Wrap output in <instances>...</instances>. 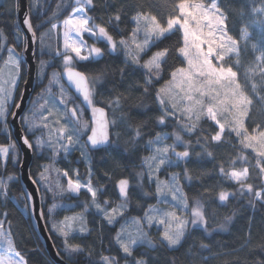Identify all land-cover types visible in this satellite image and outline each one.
I'll use <instances>...</instances> for the list:
<instances>
[{
    "label": "snow or ice",
    "instance_id": "obj_1",
    "mask_svg": "<svg viewBox=\"0 0 264 264\" xmlns=\"http://www.w3.org/2000/svg\"><path fill=\"white\" fill-rule=\"evenodd\" d=\"M40 4L47 3V8L41 7L36 13L44 16V19L33 24V13L36 12L37 3L33 0L29 4L28 10L23 17V25L31 35L33 43L39 41L42 45L45 37L52 34H58L62 37V49L57 48L50 52L52 60L62 57V71H53L48 79V84L38 93L43 103L33 100V107L29 112H25L20 117L21 129L27 132H34L41 128L46 130V136H36L30 140L28 135L22 136L23 144L28 149H35L43 152L44 149L51 151L50 159L55 162L56 158L64 154L66 157L72 151H79L80 158L88 162V179L82 182L78 169L72 170L69 175L67 169H56L58 173L67 178L66 187L59 181L55 187L48 182L47 173L52 170V164L40 165L43 170L38 173L36 179L32 178L29 172V180L37 185L36 191L41 192L42 186L47 197L48 192L53 193V199L62 196L65 193L79 194L82 189L90 195V201L84 202L83 212L72 216H66L63 220L52 224V229L60 236L64 237L63 251L65 256L61 260L73 259V253L83 251L80 245L69 244L67 237L74 230L80 233H87L90 229L87 227L85 213L90 208H94L96 213L101 215L108 225H114L124 219L128 211L130 200L129 191L132 185L128 178H121L117 181L121 202L114 207H108L110 201L105 199L103 202L98 200V193H102L104 186L95 187L91 179L92 169L89 158V146L95 149L98 146L118 143L113 141L110 134V126L115 127L120 122L126 123V116L121 114L118 119L109 120L105 109L97 107L94 103L95 83L100 79L96 76L90 79L86 71L77 69L76 64L80 62H92L96 58L103 57L106 50L95 45L89 46L84 40L85 34L97 40H103L107 44L109 54L122 50L125 56V66L131 65L135 71L142 69L145 72L143 94L149 95V88L154 83H159L167 75L169 78L164 84L155 90V101L157 108L161 113L157 117L158 125H165L166 121H175V128L172 133H157L154 138L149 139L146 144L151 149V155L142 157V166L147 169V178L149 183L155 182V197L157 204L169 203L170 209H161L155 205H149L144 211L143 217H132L130 220L121 224L117 230L114 240L119 247V251L125 258L133 257L134 247L147 245L149 248H155L157 242L151 239L146 229H151L153 225L162 227L159 233V243L166 244L169 248L179 246L186 234L191 228H202L206 233L208 229V219L205 213V203L200 199H194L189 204V197L183 190L180 183V174L172 173L168 179L161 180L159 173L168 167L177 166L179 163L186 162L192 155L190 148L191 141H185L182 133L196 136L195 144L202 149L197 156H207L214 158L213 152L208 151L211 144H221L226 137H234L240 146V154L230 160V166L226 170L223 164L219 166V174L227 181L235 183L238 187L236 191L221 190L218 193V199L221 202H227L230 197L251 196L253 199L247 203L254 205L256 201L264 203V125L255 124V127H248V121L252 120L251 112L253 107V97L249 95L248 87L250 85L252 93L262 102L264 108V95H260L258 89L264 90V3L259 7H251V13L257 17L251 21L259 29V44H252L254 51H260L261 54L255 57V66L245 69L243 75L245 83L241 82V73L236 69L241 67L240 42L248 41L250 33L248 25L241 27L240 37L237 39L229 30L230 15L237 12L240 17L245 15L243 8L233 9L226 0H175L170 13L165 20L158 18L153 14L146 0H131L130 3L121 4L108 17V23L116 32H122L119 28L122 17H128L129 22L133 24L128 36L121 35L116 39L109 31V26L96 23V17L89 15V12L96 8L94 0H54L55 6L52 7L53 0H39ZM223 5V6H222ZM20 8L19 0H16L15 11L18 13ZM70 9V11H69ZM50 12V15L46 13ZM67 13V15H64ZM130 14V15H129ZM63 15V19L60 17ZM55 21V22H54ZM49 25L50 27H45ZM40 29L45 31L40 32ZM39 33V35H38ZM179 34V39L171 45L158 48L152 51L159 43H162L171 35ZM15 36L17 44L7 45L8 37L0 29V49L6 50L7 58L3 60L4 68H0V128L4 134L10 137L9 115L13 118L17 112L11 111L13 105L8 103L13 98L14 89L20 79L21 68L24 59L21 52L16 51L18 45H22V51L27 52L28 37L21 34L19 22L15 25ZM151 52V55L148 53ZM142 56H148L141 62ZM180 59L182 63L179 66L168 65L169 57ZM233 57L236 59L233 60ZM41 77L46 73L44 68L49 62L41 60ZM167 65V67H166ZM7 69L5 74L4 69ZM259 74L260 82L257 84L253 77ZM124 70L121 69V75ZM66 77L67 83L71 85L76 93L82 97V101L77 103L79 97L71 95L69 89L65 87L62 78ZM42 82V81H41ZM53 86L58 88L53 92ZM120 97L115 101L109 102L119 107ZM83 104H87L91 110V119L84 117L85 109ZM19 109L20 104H15ZM147 107V105H143ZM38 121V123H37ZM207 122L208 127L203 125ZM253 123H255L253 121ZM215 129L214 132L204 135L208 128ZM142 133L139 127L135 131V137H141ZM86 137V140H82ZM170 137L173 143L168 144L165 141ZM183 145V151H177V146ZM135 147L132 151H135ZM245 150H251L252 156L245 154ZM127 151V150H126ZM11 152V161L14 164L21 165L15 142H9L7 145L0 144V161L5 164L8 162ZM242 167H236L237 164ZM138 182L142 184L145 173L136 174ZM75 177V178H73ZM183 178L191 183L193 177L189 174L187 168L184 169ZM256 180L257 183L249 182ZM7 180H13L8 176ZM208 190L205 189V193ZM0 195L8 198V184L0 178ZM152 195L144 193V196ZM17 203L24 200L21 212H27L29 216L35 214V204L31 192L25 193L22 197H10ZM60 205L53 203L48 212L52 213ZM188 211L190 219L182 214ZM7 217L8 213H0ZM40 217H44L43 210L40 211ZM233 219L232 216H226L224 223L218 225L225 229L227 224ZM9 227H5V219H0V242L6 244L7 255L0 256V264H27L24 256L16 251L14 240ZM74 225L78 227L74 229ZM201 247H208L201 245ZM60 255L59 252L56 253ZM146 255V254H143ZM100 260L102 264H120L117 256L102 255ZM92 264H97L93 261ZM133 264H148L147 259L134 258ZM264 264V262H261Z\"/></svg>",
    "mask_w": 264,
    "mask_h": 264
},
{
    "label": "trees",
    "instance_id": "obj_2",
    "mask_svg": "<svg viewBox=\"0 0 264 264\" xmlns=\"http://www.w3.org/2000/svg\"><path fill=\"white\" fill-rule=\"evenodd\" d=\"M28 1L29 4L33 2V0ZM130 2L131 0H94L96 8L89 12V15L96 17V23L109 26L110 33L116 39H119L121 35L127 37L133 27V24L129 22V18L122 17L119 28L124 31L116 32L109 25L108 17L121 4ZM141 2H145V0H141ZM146 2L151 5L148 10L156 14L158 18H163V22L170 13L175 0H146ZM36 3L37 9L32 16L34 25L39 20L45 18L36 13L41 7L47 8L49 6L47 3L40 4L39 0H36ZM226 3L233 9L238 10L242 7L245 12L243 17H240L237 12L230 15V34L239 39L241 27L248 25V28L251 29V21L257 19L251 13V7L261 6L264 0H226ZM15 5L16 0H0V29L8 37V46L17 44L15 25L18 19L17 12L14 10ZM54 6L53 0L52 7ZM50 14V12L46 13V15ZM64 15H67V13H64ZM63 18L62 15L60 19L62 20ZM45 27L50 26L46 25ZM19 29L21 30L20 26ZM43 31L45 29H40V32ZM21 34L24 36L22 30ZM87 38L90 43L93 42L89 37ZM178 39V33L171 35L162 43H159L156 48H153L152 51L174 44ZM95 44L97 47L106 50L105 55L96 58L92 62H80L76 64V67L81 71H86L90 79L96 76L100 77L95 83L94 103L102 105L108 110L109 120H111L110 118L113 119V117L118 119L121 114H124L126 116V123L120 122L115 127L110 126L111 139L113 141L117 140L116 134L119 133L118 143H112L108 147L98 150H91L89 148L93 173L91 179L95 187L104 186L105 190L102 193H98V200L100 202H103L105 199L109 200L110 203L108 206L120 200L116 187L119 179L128 178L132 187L129 191L130 204L128 211L125 213L124 219L116 224L108 225L93 208H90L85 213L87 227L90 231L87 233H76L67 237L69 244L80 245L83 248V251L73 253V259L70 261L78 264H92L95 261L97 264H102L100 260L101 256L109 255L119 257L120 264H124L126 261L133 263L134 258L147 259L148 264H261V262H264V203L256 201L254 205L248 204L247 201L253 199L251 196H244L242 198L230 197L227 202H221L218 199L219 191H236L238 187L235 183L224 179L219 174L218 169L221 164L224 165L226 170L229 168L230 160L240 154L241 149L239 144L233 135L226 137L225 141L221 144H211L208 146V151L213 152L214 158L197 156L196 153L202 152L201 147L195 144L196 136L201 134L199 132L195 135L182 133L185 141L192 142V147L189 149L192 155L186 162L179 163L173 168L168 167L167 171L178 172L180 174V183L183 185L184 192L189 197L190 205L194 199H200L205 203L209 231L206 233L202 228H191L190 226V230L182 243L173 248L159 243V234L150 231V238L157 242L155 248H149L147 245L136 246L134 247L133 257L128 258H125L119 251L114 236L120 224L129 217H143L144 211L148 206L157 203L154 195L155 183H149L147 172L141 162V158L147 157L151 151L146 142L154 138L161 131L172 133L178 129L175 128V121L173 120L166 121L165 125L157 124V117L161 113L155 101V90L163 85L164 81L169 77L165 75L164 79L160 80L159 83H154L149 88L150 94L145 96L143 94L144 70L137 69L134 71L131 65L125 66V56L122 50L109 54L105 41L97 40ZM44 45L43 53H41L42 45L38 41L37 64H40L39 62L44 60L49 62L50 65H47L46 71L52 68H57L56 71H61L62 68L58 57L53 61L52 55L49 54L53 50L61 47L59 38L55 34L45 37ZM22 48V45H18L16 51L22 52ZM240 48L242 64L247 66L248 63L255 59V55L243 40L240 42ZM6 54V50L0 49V62L5 59ZM148 55H151V52ZM147 58L148 56H142L141 62ZM181 63L182 61L180 59H174L171 56L167 61V64L172 66H179ZM121 69L124 70L123 75H121ZM25 77L26 68L25 64H23L21 68V79L16 90L15 102L20 98L19 96ZM49 78V76L47 77L45 75L43 82L37 81L36 89L26 112L33 105V100L38 99V93H41V90L48 84ZM256 78L257 84H259V75ZM258 91L260 95H264V90L258 89ZM117 97H120L119 107L115 104L110 105L109 102L115 101ZM253 101L251 112L252 120L248 121L250 130L252 127H255V124L264 125V108H262V102L256 95ZM143 105H147V107H143ZM84 114L89 119L88 112L85 111ZM203 126L208 127L207 122ZM138 127L142 133L141 137H135V131ZM24 129L28 138L34 140V134L28 133L26 127ZM214 131V128L209 127L208 132L203 134L208 135ZM10 132L11 135L9 137L0 128V144L7 145L11 140L13 141L14 137L11 127ZM133 147H135V151H132ZM178 149L183 151V145H178ZM33 152L34 157L30 172L32 177L36 179L40 171L39 166L41 163L46 162V158L45 156H39L35 149H33ZM245 154L249 157L252 156L251 150H245ZM70 157L72 159L71 162L64 157H59L58 163L61 169L67 168L69 164H74L79 169L81 178L86 180L87 168L83 160L79 158L76 152L70 153ZM236 167L239 168L242 165L238 163ZM185 168L188 169L189 174L193 177L191 183L183 178ZM142 171L145 173V176L141 184L138 182L139 178L136 174ZM167 171L163 169L159 173V176L165 177L168 174ZM8 176H12L13 180H7ZM0 178H3L8 184V198L0 195V213L7 212L8 215L6 218L0 215V219H5L6 228L9 227L8 222H11L10 231L13 236L16 251H19L24 256L27 264H55L34 230L29 214L27 212H21L20 210L25 201L21 199L17 203L10 198L12 196L20 198L24 195L20 181L19 165L14 164L11 158L6 164L0 161ZM249 182L257 183L254 179ZM205 189L208 190L207 193H205ZM145 192L151 193L152 195L144 196ZM56 199L70 203L72 206L56 208L55 212L50 214L48 212V206ZM90 199V195L86 191H81L78 195H62L55 199L52 198L51 194H48L47 202L43 204L46 225L62 257L65 256V252L62 250L65 238L58 235L51 228L50 220L51 218L57 219L66 212L83 209L84 202L90 201ZM226 216H232L233 219L227 224L225 229H221L218 225L225 222L224 218ZM201 245H207L208 247H201Z\"/></svg>",
    "mask_w": 264,
    "mask_h": 264
},
{
    "label": "water",
    "instance_id": "obj_3",
    "mask_svg": "<svg viewBox=\"0 0 264 264\" xmlns=\"http://www.w3.org/2000/svg\"><path fill=\"white\" fill-rule=\"evenodd\" d=\"M19 3H20V8H19V12L17 13V19L24 36L28 37L27 39L28 50L26 53L23 52V59L26 68V77L23 83L20 99L17 102V104H20V108L17 109L14 107L13 109L14 112H17V116L15 118L10 116L9 122L13 137L21 151V165H19L20 181L24 190V194L27 192L32 193L33 202L35 204V214L29 217L34 230L38 234L43 246L45 247L51 259L55 262V264H78L67 259L61 260L62 257L61 254L59 256L56 255V253L59 251L53 242V239L45 222V217L43 218L40 217V211L43 210V201H42L41 192H37L35 190L37 185L32 184L31 180H29L28 178L30 167L33 162L34 152L33 149L30 150L23 144L22 136L25 135L26 133L21 129L20 117L23 116L26 110L28 109L31 102V98L34 94L37 85L38 64L36 57L38 51V41L36 43L32 42L31 35L27 32L25 26L22 23L25 12L28 10L29 1L19 0ZM62 80L64 81L66 86L70 89V91L75 96L79 97L80 101H82V97L79 96V93H76L75 89L67 83L66 77H63ZM96 106L104 108L107 118L109 119L108 110L102 105L96 104ZM83 107L88 112V117L90 120L92 116L91 110L88 109L87 104H83ZM110 134H111V130H110ZM108 146L109 145H102V146H98L95 149L89 146V148L91 150H98V149L106 148Z\"/></svg>",
    "mask_w": 264,
    "mask_h": 264
},
{
    "label": "rangeland",
    "instance_id": "obj_4",
    "mask_svg": "<svg viewBox=\"0 0 264 264\" xmlns=\"http://www.w3.org/2000/svg\"><path fill=\"white\" fill-rule=\"evenodd\" d=\"M252 29H254V30H252ZM248 31H249V33H250V39L248 40V41H244L245 43H247L248 44V46H249V48L253 51V53H254V55H255V57L257 56V55H260L261 54V52L260 51H254L253 49H252V44H259V29L255 26V25H252L251 26V29L250 28H248ZM58 38H59V40H60V48L62 49V43H63V41H62V37L61 36H59L58 34H55ZM87 37H89L87 34H85V36H84V40L86 41V43L89 45V46H92V45H95V46H97L96 44H95V41H97V39H95V38H92V37H89L93 42H89V40H88V38ZM262 50H264V49H262ZM21 54H22V56H23V51L21 52ZM7 58V54H6V56H5V59ZM58 59H59V63L61 64V68H62V63H61V61H62V57H58ZM236 58L235 57H233V60H235ZM239 59L241 60V55H240V57H239ZM4 60V59H3ZM39 65L40 64H38V79L39 80H43L44 79V77H41V66L39 67ZM255 66V59L253 60V61H251L250 63H248V65L247 66H244L243 64H242V61H241V67H239V68H237L236 70L238 71V72H240L241 73V76H240V79H241V82L242 83H245V80H244V75H243V73H244V71H245V69L246 68H248V67H254ZM0 68H4V65H3V61L2 62H0ZM46 68H47V65L45 66V68H44V72L46 71ZM57 69L56 68H52L51 69V72H50V74L53 72V71H56ZM4 71H5V74L7 73V69L5 68L4 69ZM62 71V70H61ZM259 74H258V72H257V74L253 77V79L255 80V82L257 83V81H256V77L258 76ZM50 77V76H49ZM20 79H21V74H20ZM20 79L18 80V82H17V87L19 86V82H20ZM62 82L64 83V81L62 80ZM65 84V83H64ZM17 87L14 89V93H13V98L11 99V100H9L8 101V103L10 104V105H13L12 106V108H11V111H13V109H14V105L15 104H17V102L19 101V99H18V101L17 102H15V96H16V90H17ZM65 87H67L66 86V84H65ZM68 88V87H67ZM69 89V88H68ZM248 92H249V95H251L253 98L255 97V93H252V91H251V88H250V85H249V87H248ZM58 91V88L56 87V86H53V92H57ZM21 92H22V90H21ZM69 93L71 94V95H74L71 91H70V89H69ZM20 96H21V94H20ZM19 96V97H20ZM37 101H38V103H43V101H41L40 100V98L38 97V99H37ZM77 103H79V100L77 101ZM33 107V105H31V107H30V109ZM29 109V110H30ZM27 112H29V111H27ZM29 114H30V112H29ZM84 117L86 118V116H85V114H84ZM10 118V115H9V117H8V119ZM87 119V118H86ZM111 120H112V118H110ZM113 119H115L114 117H113ZM37 123H38V121H37ZM24 127H26V129H27V125H25ZM250 130V129H249ZM251 131V130H250ZM163 132H167V133H169L168 131H161L160 133H163ZM28 133H32V134H34L33 135V139L36 137V136H46V130H43V129H41V128H38V129H36L34 132H28ZM183 136V135H182ZM82 140H85V137H83L82 138ZM13 141L15 142V140L13 139ZM12 140L10 141V142H13ZM166 143H168V144H171V143H173V138L172 137H170L169 139H167L166 141H165ZM15 144H16V146H17V151H18V155H19V158H20V160H21V151H20V149H19V147H18V144L15 142ZM86 151L88 152V155H89V158H90V160H91V156H90V151H89V147H88V149H86ZM177 151H180L179 149H178V146H177ZM36 152H37V154L39 155V156H45V158H46V162H43V163H41V165H45V164H52L53 165V168H52V170H50L49 171V173H47V177H48V182H49V184L52 186V187H55V184H56V182L57 181H59V183L62 185V186H64V187H66V185H67V178L66 177H64L63 175H62V172H60V173H58L57 171H56V169H60V170H64V169H61V166H60V164L58 163V159H59V157H64L65 159H67V160H69V162H71V157H70V154L69 155H67L66 157L64 156V154L63 153H61V155L59 156V157H57L56 158V160H55V162H53L51 159H50V157H51V151L50 150H48V149H44L43 150V152H41V151H37L36 150ZM73 152H76V153H78V155H79V158H80V152L77 150V151H72L71 153H73ZM41 154V155H40ZM152 153H151V151H150V153H149V155L148 156H150ZM11 158V152H10V157H9V159ZM83 160V162H84V164H85V166H86V168H87V179L89 178L88 177V162L87 161H85L84 159H82ZM174 167H176V166H174ZM170 168H173V167H170ZM65 169H67L68 171H69V175H72L73 173H72V170L73 169H78L77 168V166L76 165H74V164H69L68 165V167L67 168H65ZM43 169L40 167V171H42ZM79 170V169H78ZM145 170H146V172H147V169H146V167H145ZM168 170V168H166V171ZM39 171V172H40ZM38 172V173H39ZM168 172V171H167ZM172 173H178V172H173V171H169L168 172V174L165 176V177H161V176H159V178L161 179V180H166V179H168V177H169V175L170 174H172ZM93 174V173H92ZM92 174H91V178H92ZM38 176V175H37ZM73 178H75V177H73ZM80 179H81V181L82 182H86L87 181V179L86 180H84V179H82L81 178V174H80ZM155 183V182H154ZM94 186V185H93ZM155 186H156V184H155ZM81 191H86V190H84V189H82ZM81 193V192H80ZM79 193V194H80ZM41 194H42V197L45 195V193H44V191H43V186H42V191H41ZM48 194H51V196H52V198H53V193L52 192H48L47 193V196H48ZM70 194H72V195H78V194H75V193H65V194H63V195H65V196H69ZM57 197H59V196H57ZM56 197V198H57ZM169 199V203H160V204H157V203H155V204H153V205H155V206H157V207H159V208H161V209H170L171 208V199H170V197L168 198ZM47 202V197L45 198V199H43V204L44 203H46ZM121 202V198H120V200L119 201H116V202H114L113 203V205H111V206H108L109 208L110 207H114L116 204H118V203H120ZM53 203H56V204H58V205H60V207H58V208H63V207H70V206H72V204H70V203H67V202H64V201H61V200H58V199H56L55 201H52L50 204H49V206H48V208L53 204ZM94 209V208H93ZM96 211V210H95ZM55 212V210L52 212V213H50V214H53ZM81 212H83V209H80V210H76V211H73V212H66V213H64L61 217H59V218H57V219H53V218H51V220H50V222H51V228H52V224L53 223H55L56 221H60V220H63L64 219V217H66V216H72V215H75V214H79V213H81ZM177 212H178V214H182V215H184V216H186V217H188L189 219H190V216L188 215V211L186 210L184 213H180L179 212V209H177ZM101 216V215H100ZM102 217V216H101ZM130 218H132V217H129V218H127L126 220H124L121 224H123V223H125V221H127V220H130ZM121 224H120V226H119V228L121 227ZM78 226L77 225H74V229H76ZM146 231H148V235H149V237H150V231H153V232H157L158 234L160 233V231H162V227H157L156 225H153V227L151 228V229H146ZM76 233H80L78 230H74L73 232H71L70 234H69V236H71V235H73V234H76ZM8 253H7V251H6V244H4L3 242H0V256H4V255H7ZM124 264H133V263H131L130 261H126Z\"/></svg>",
    "mask_w": 264,
    "mask_h": 264
},
{
    "label": "flooded vegetation",
    "instance_id": "obj_5",
    "mask_svg": "<svg viewBox=\"0 0 264 264\" xmlns=\"http://www.w3.org/2000/svg\"><path fill=\"white\" fill-rule=\"evenodd\" d=\"M56 69H57V68H56ZM50 72H51V69H49V71H48V70L45 71V73H47V74H46L47 77L50 76ZM37 81L41 82V80H39L38 77H37ZM42 82H43V80H42ZM79 102H80V100H79ZM84 109H85V108H84ZM85 111H86V110H85Z\"/></svg>",
    "mask_w": 264,
    "mask_h": 264
}]
</instances>
